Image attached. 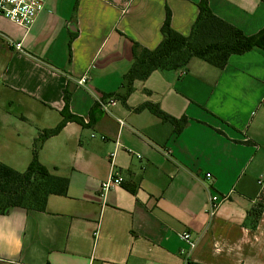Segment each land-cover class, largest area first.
<instances>
[{"label": "crops", "instance_id": "1", "mask_svg": "<svg viewBox=\"0 0 264 264\" xmlns=\"http://www.w3.org/2000/svg\"><path fill=\"white\" fill-rule=\"evenodd\" d=\"M199 2L46 0L28 30L0 17V163L27 169L38 134L63 120L65 90L84 124L43 142L38 161L68 180L66 195L49 196L44 212L0 215L5 228L23 225L22 247L0 249V264H183L186 253L190 264H264V51L222 70L194 58L135 82L125 104L117 97L132 43L155 49L166 10L187 37ZM207 3L246 36L264 28V0ZM106 99L108 113L97 104ZM146 102L188 124L174 135L134 112ZM112 169L122 183L102 197ZM213 197L224 199L216 209Z\"/></svg>", "mask_w": 264, "mask_h": 264}, {"label": "trees", "instance_id": "2", "mask_svg": "<svg viewBox=\"0 0 264 264\" xmlns=\"http://www.w3.org/2000/svg\"><path fill=\"white\" fill-rule=\"evenodd\" d=\"M161 41L153 50L132 43V64L122 78L121 93L117 94L125 104L133 92L135 82L146 81L153 72L185 69L191 59L197 58L218 70H222L233 55L250 50L264 51V28L253 36L244 35L239 29L216 17L208 7L207 0H200L198 13L187 37L172 29L170 13L160 28ZM70 92L64 91L63 120L54 129L43 130L33 142L32 157L27 169L16 172L0 163V215L12 209L27 212H44L49 196H65L68 180L53 175L38 161V152L45 140L57 135L67 122L84 125L82 119L68 113ZM148 111L162 123L170 124L173 134L178 135L188 124L187 117L175 119L165 114L158 105L144 103L134 112Z\"/></svg>", "mask_w": 264, "mask_h": 264}, {"label": "built area", "instance_id": "3", "mask_svg": "<svg viewBox=\"0 0 264 264\" xmlns=\"http://www.w3.org/2000/svg\"><path fill=\"white\" fill-rule=\"evenodd\" d=\"M45 4L46 0H0V17L28 30L36 20L37 16L45 9ZM13 47L16 51L21 50V45L19 43H15ZM86 80L87 79L83 77L77 81V84L83 86L85 85ZM97 104L102 112L108 113V108L115 105V100H98ZM206 177L209 178L210 176L206 175ZM121 183L122 178L112 169L107 181L103 182L100 186L101 196L104 197L110 190L120 186ZM263 183L264 177L257 182L259 186ZM211 200L213 202L212 208L216 209L217 204L224 199L219 201L217 197H213ZM262 201H264V199ZM179 238L188 246L189 251H192L195 248V242L192 240L189 233H181ZM188 259L189 253H186L183 264H190Z\"/></svg>", "mask_w": 264, "mask_h": 264}, {"label": "clouds", "instance_id": "4", "mask_svg": "<svg viewBox=\"0 0 264 264\" xmlns=\"http://www.w3.org/2000/svg\"><path fill=\"white\" fill-rule=\"evenodd\" d=\"M22 231L23 225H21L19 228L11 226L5 228L2 224H0V249L14 247L16 251H19L22 247Z\"/></svg>", "mask_w": 264, "mask_h": 264}]
</instances>
